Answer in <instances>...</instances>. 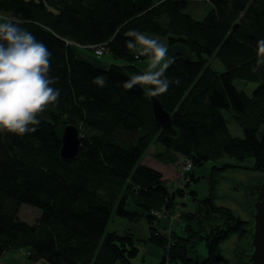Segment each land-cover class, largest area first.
<instances>
[{"label":"trees","instance_id":"obj_1","mask_svg":"<svg viewBox=\"0 0 264 264\" xmlns=\"http://www.w3.org/2000/svg\"><path fill=\"white\" fill-rule=\"evenodd\" d=\"M207 1L211 9L197 19L190 0H0V12L23 19L47 46L49 75L60 89L59 102L45 109L35 133L0 131V260L18 250L30 264H130L139 249L131 234L107 232L114 213L145 222L151 242L165 250L158 264H212L232 234L238 241L247 236L249 222L211 195L198 201L184 235L159 229L150 212L173 208V191L162 172L140 162L158 143L192 168L227 157L253 159L251 170L264 173V64L256 63L264 0ZM133 29L178 48L166 74L180 84L156 96L172 114L175 137L156 122L143 90L149 86L122 87L145 71L139 61L148 60L126 48L125 33ZM98 45L104 54H96ZM182 46L187 54L178 51ZM105 54L110 62L101 59ZM210 58L221 69L208 64ZM97 76L107 77V85L93 84ZM239 81L256 84L251 95L238 88ZM226 111L233 112L243 137L232 136ZM67 125L82 136L71 161L61 156ZM23 204L41 210L35 223L21 220ZM201 243L204 261L193 253Z\"/></svg>","mask_w":264,"mask_h":264},{"label":"rangeland","instance_id":"obj_2","mask_svg":"<svg viewBox=\"0 0 264 264\" xmlns=\"http://www.w3.org/2000/svg\"><path fill=\"white\" fill-rule=\"evenodd\" d=\"M190 1L189 12L197 19L204 18L211 9V4L207 0ZM159 40L162 43H166L170 56H172L174 51H177L175 50L178 49L177 46L175 49L169 48L170 45H168L166 38H159ZM181 49L183 50L178 51L185 54L188 53L186 47L182 46ZM101 59H105L108 62L111 61L107 54ZM149 63V60H141L138 64L140 67H144V69L147 70ZM207 63L214 69H221V65L213 58L208 59ZM255 87L256 84L253 82L239 81L238 83V88L244 90L248 95L252 94ZM223 114L228 121L232 136L237 137L241 135L243 137V130L234 121L233 112L226 111ZM262 127L264 128V123L261 124L259 129L260 132ZM184 161L185 158L183 156L168 151L163 145L158 143L152 144L140 160L142 164L162 172L164 181L169 185V189L173 191V201L175 204L173 208L169 211L162 208L161 211L152 210L150 212L152 216L156 217L158 223L156 225L159 229L164 230L169 235L174 231L179 232L180 235H184L186 232L185 226L188 223V216L195 214L198 201L208 195L214 197L218 205L231 208L234 213L242 219L247 221L250 219L242 205L245 194L244 185L252 181L264 180V173L251 170L250 167L252 166V162H254L253 159H248L242 163L226 157L216 162H207L203 167L191 168L190 170H188V166H185ZM225 163L230 164H226L222 169L213 168L214 165L219 168ZM191 173H193V176H191ZM129 202V204H131L130 207L137 208L132 201ZM158 208L160 209L161 207ZM40 215L41 210L36 207L23 204L20 208L19 216L21 220L31 224L35 223ZM207 228H209V225H207ZM246 228L248 231L246 235L248 236L251 233V227L247 224ZM111 231H116L118 234L123 235L131 234L141 254L145 253V255H147L153 252L156 254L158 251L159 257V253L161 255L165 252L163 248H159L151 242L150 229L143 220L129 221L114 213L107 229V232ZM238 237V234H232L222 243L219 252V257L221 258L212 264H236L233 252L238 243ZM193 253L196 257L199 256L201 261H204L203 258L207 255L206 246L203 243L198 244ZM146 261L153 262L152 264L156 263V261L151 260L150 257H147ZM136 262L137 264L139 263L138 260ZM0 264H30V262L26 259V252L21 253L16 250L7 252L0 260Z\"/></svg>","mask_w":264,"mask_h":264},{"label":"clouds","instance_id":"obj_3","mask_svg":"<svg viewBox=\"0 0 264 264\" xmlns=\"http://www.w3.org/2000/svg\"><path fill=\"white\" fill-rule=\"evenodd\" d=\"M25 21L10 13H0V131L24 136L35 133L45 109L59 102L58 80L49 75L51 52L23 25ZM126 48L139 57H147V70L132 74L122 87L131 90L137 85L145 94L155 97L179 86L170 80L167 69L175 63L166 43L159 38L129 30L125 33ZM257 64H264V39L257 42ZM107 77L97 76L92 83L104 87Z\"/></svg>","mask_w":264,"mask_h":264},{"label":"water","instance_id":"obj_4","mask_svg":"<svg viewBox=\"0 0 264 264\" xmlns=\"http://www.w3.org/2000/svg\"><path fill=\"white\" fill-rule=\"evenodd\" d=\"M154 118L161 129L172 136L178 131L173 124V117L165 110L159 98L151 96ZM81 134L74 125H67L62 134L61 156L66 161L73 160L79 153ZM242 203L251 227V233L241 238L234 250L236 264H264V180L252 181L244 185Z\"/></svg>","mask_w":264,"mask_h":264},{"label":"crops","instance_id":"obj_5","mask_svg":"<svg viewBox=\"0 0 264 264\" xmlns=\"http://www.w3.org/2000/svg\"><path fill=\"white\" fill-rule=\"evenodd\" d=\"M78 56H82V57H84L85 59H88V60H90L91 59V57H90V55H87V54H79ZM104 64H107V62L105 61L104 62ZM104 66V65H103ZM242 134V133H241ZM259 135L260 136H263L264 135V128L262 127L261 128V132L259 131ZM154 248V247H153ZM153 250V249H152ZM148 255V256H147ZM147 255H145V253H143V254H141V253H139V256L138 257H136L135 259H133L132 261H131V263L130 264H137V260L139 261V263L138 264H152L153 262H147L146 261V259H147V257H150L151 258V260H155L156 261V263L155 264H158L161 260H162V257H163V255H164V253H162L161 255H160V253H159V257H158V251H157V253L155 254L154 252L151 254H147Z\"/></svg>","mask_w":264,"mask_h":264},{"label":"built area","instance_id":"obj_6","mask_svg":"<svg viewBox=\"0 0 264 264\" xmlns=\"http://www.w3.org/2000/svg\"><path fill=\"white\" fill-rule=\"evenodd\" d=\"M104 50L105 48L102 46V45H98L96 48H95V52L97 55H102L104 54ZM185 166H188V170H190L192 168V163L190 162V160H185ZM187 164V165H186Z\"/></svg>","mask_w":264,"mask_h":264},{"label":"flooded vegetation","instance_id":"obj_7","mask_svg":"<svg viewBox=\"0 0 264 264\" xmlns=\"http://www.w3.org/2000/svg\"><path fill=\"white\" fill-rule=\"evenodd\" d=\"M235 250V249H234Z\"/></svg>","mask_w":264,"mask_h":264}]
</instances>
